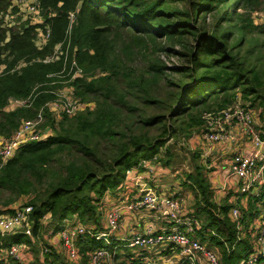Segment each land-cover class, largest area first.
I'll return each mask as SVG.
<instances>
[{
  "label": "trees",
  "instance_id": "trees-1",
  "mask_svg": "<svg viewBox=\"0 0 264 264\" xmlns=\"http://www.w3.org/2000/svg\"><path fill=\"white\" fill-rule=\"evenodd\" d=\"M12 5L0 0V16L19 11ZM260 5V0H40L44 23L14 27L0 18V67L8 66L0 73V136L10 137L41 109L42 126L52 130L6 162L0 158V213H13L21 197L31 196L24 204L33 207L36 240L46 214L55 233L74 216L102 230L99 204L123 184L126 171L170 141L189 139L207 113L241 101L255 108L264 137V21L255 23L250 13ZM71 12L76 19L66 65L74 56L84 75L69 81L49 76L64 68V58L43 59L59 43L66 47ZM46 26L51 36L39 49L36 33ZM172 58L177 61H168ZM21 60L26 64L18 69ZM66 80L77 97L94 106L57 121L46 104ZM12 98L31 104L9 109ZM165 156L170 165L172 145ZM193 157L194 172L187 175L193 210L211 230L198 234L221 252L222 264H239L250 242L238 237L232 205L212 200L198 153ZM12 243L35 248L23 231L0 235V248ZM117 244L106 246L89 234L78 241L81 258L105 246L120 264H143L124 246L115 251ZM41 248L36 264H69L58 247ZM257 264H264V255Z\"/></svg>",
  "mask_w": 264,
  "mask_h": 264
},
{
  "label": "built area",
  "instance_id": "built-area-1",
  "mask_svg": "<svg viewBox=\"0 0 264 264\" xmlns=\"http://www.w3.org/2000/svg\"><path fill=\"white\" fill-rule=\"evenodd\" d=\"M21 4L35 13L42 10L39 6L40 0H34L31 3L18 0L12 6L20 10ZM32 4L36 7H32ZM53 15L54 13L51 12L50 16ZM13 16L10 9L2 13L0 18L7 21V18L11 19ZM73 16L71 13L66 47L63 43H59L55 46L54 52L43 59L46 63H52L64 58V68L56 74H50V77H69L68 80L71 81L84 75L74 56L70 60V66L66 65L69 62L70 34L75 21ZM255 16L260 21H264V13L256 11ZM50 34L51 31L47 26L45 29L39 28L34 41L35 45L39 49L44 48ZM21 66L22 64H19L17 68ZM1 67L3 68L4 65ZM63 82L65 86L52 90L51 92L56 96L46 104L57 121L64 114L74 116L79 111L90 107L89 103L76 96L74 89L66 84L67 80ZM30 104L29 99L12 98L8 108L14 109ZM204 120L201 137L194 132L189 139L177 143L170 141L160 153L149 159H142L126 171L123 184L114 193L116 200L111 208L106 211L103 200L99 204V210L105 222L102 230H94L77 216L67 218L57 232L58 250L62 251L68 259L78 261L81 258L78 241L82 236L89 234L97 240H103L106 246L117 241L115 251L118 246H124L132 252V259L140 258L143 264H180L185 261L191 264H222L220 256L202 242L198 233L211 230L205 229L202 221L193 210L189 209L185 197L171 193L163 194L156 187L150 186L147 181L148 177H153L157 171L163 174L171 171L162 161L168 145L191 143L190 141L198 137L206 143L201 155V163L209 175H212L213 170H216L218 166L214 162L218 159L211 160L216 147H223V154L231 153L229 175L239 181L240 194L229 214L238 230V237L248 239L251 245L239 264H257L259 258L264 255V137L261 134L259 117L254 109L241 105L240 101L227 108L207 113ZM44 121L45 115L41 109L34 119L23 120L10 137H1L0 158L2 161L6 162L13 157L22 145L39 141L52 133L42 135L41 127ZM235 127H238L248 139L250 152L235 149L241 143V137L235 131ZM49 130L52 131L51 128ZM140 168L146 169V172L141 171ZM32 210L31 205L15 204L13 213H0V235L23 231L32 238L34 225L31 217ZM146 213L151 218V222L142 223L148 217L145 216ZM50 217V214H46L41 222H46ZM126 217L132 220L124 225ZM158 222L161 226H157ZM29 248L26 243H12L0 248V264H11V262L28 264L26 251ZM89 255L93 264H116L115 252L105 246L94 249Z\"/></svg>",
  "mask_w": 264,
  "mask_h": 264
},
{
  "label": "crops",
  "instance_id": "crops-1",
  "mask_svg": "<svg viewBox=\"0 0 264 264\" xmlns=\"http://www.w3.org/2000/svg\"><path fill=\"white\" fill-rule=\"evenodd\" d=\"M201 130L202 128L196 131V133L199 134V137L202 136ZM235 131L241 137V143L238 146H236L235 149L244 151V152H250L251 148H249L248 139L245 138L246 136L244 135V133H242L238 127H235ZM1 137L2 136H0V138ZM190 142L192 143L191 148L195 150L198 148L201 149L202 150L201 155H203V150L206 147V143L203 141V139L197 137ZM176 145L177 144L172 145V148L175 147ZM222 149L223 147L217 146L215 151L213 152V155L211 156L212 161L215 159H218L214 161L215 165H218L217 169L213 170L212 175L207 174V172L204 173V175H206V179L212 191V196H211L212 200L215 201L216 203L226 202L233 206L237 200L238 195L240 194L238 191L239 181L235 177L233 178L230 177L229 171H230L231 153L223 154ZM167 158H168L167 156L164 157L163 164L165 163V159ZM204 169L205 168L203 166V171H205ZM140 170L143 172H146V169L144 168H140ZM172 172L173 170L169 171L168 173L163 174L162 172L157 171L153 177H148V180H147L148 184L150 186L156 187L163 194L171 193L174 195L183 196L185 197V199H188L190 197L191 192L194 195L192 190L191 192L189 191L190 189L188 188V185H187V183H189L188 176H187L189 173H186V176L183 182L182 181L180 182L179 180L177 183V182H173V179L170 178V176H172L173 178L175 177V173H172ZM188 172L192 173L191 170ZM114 193L110 192L109 195H107L103 199L106 211L109 210L111 206L115 203L116 197ZM190 205L191 204L188 203L189 209L193 210V206L191 208ZM251 208H255V207L251 206ZM145 216H148V217H146V220H143L142 223L151 222L150 221L151 218L149 217L147 213L145 214ZM131 220L132 219H129V217H126L124 220L125 221L124 225H127L129 221ZM101 223L103 226L105 222H103L101 219ZM157 226H161L159 222L157 223ZM50 234L52 237L49 238V244L58 247L59 237L57 233H55L54 230H50Z\"/></svg>",
  "mask_w": 264,
  "mask_h": 264
},
{
  "label": "rangeland",
  "instance_id": "rangeland-1",
  "mask_svg": "<svg viewBox=\"0 0 264 264\" xmlns=\"http://www.w3.org/2000/svg\"><path fill=\"white\" fill-rule=\"evenodd\" d=\"M15 1H18V0H12V2L14 3ZM34 0H26V3H31L33 2ZM35 4H37L35 2ZM260 6L259 8H256V9H253L251 10V16H252V19L255 23H261V21L257 18H255V12L258 11V12H261V13H264V0H260ZM32 7H36V5L32 4L31 5ZM40 6V5H39ZM35 9V8H34ZM72 13V16L74 19H76V13L75 12H71ZM70 13V14H71ZM8 20L6 21L4 19V23L8 26H14V27H18L20 26V24L22 22H27L28 25H35V24H41V23H44L45 22V16L42 12V10L40 9L39 10V13H35V11H30L29 8H27L25 5L21 4V8L19 10L18 13H14V16L11 17V19L7 18ZM73 30V26H72V29L71 31ZM71 35H72V32L70 34V38H71ZM168 61H177L176 59H170ZM171 63V62H170ZM19 64H22V65H25L26 62L24 60H21ZM8 66L7 65H4V67H0V73L3 72L4 69H7ZM80 98V97H78ZM83 101V100H82ZM84 102H87V101H84ZM88 103V102H87ZM89 105L90 107H93L94 104L89 102ZM241 105H245L243 102H241ZM255 109V108H254ZM42 129V135L45 136L47 135L48 133L52 132L49 130V127H41ZM172 153H173V158H172V161H171V164L169 165V169L173 172L172 173H175V177L173 178L172 176H170V178L173 179V182H177L180 180V182L184 181L185 179V176H186V173H190L188 171L191 170V172H194V164H195V158L193 157L194 153H198V157L197 158V162H201V154H202V150L201 149H192L191 148V143L189 142H186L184 144H178L176 145L175 147L172 148ZM179 172V173H178ZM177 173V174H176ZM204 173H206L204 171ZM154 184V183H153ZM191 192V190H189ZM114 193V192H112ZM30 197L31 196H23L19 199L18 203L16 204H24L26 203L27 201L30 200ZM186 200V204L188 205V203H190L191 205V208L193 206V203H194V195L190 194V197L188 199H185ZM101 213V219L102 221L104 222V217H103V214L102 212L100 211ZM48 221V223H47ZM46 222L42 223V228L40 229L39 231V234H38V237H37V240H36V237H32L33 241L35 242V245H34V249L33 248H29V250L26 251V255H27V259H28V264H36L37 262L39 263L40 260H41V252L42 251V248L41 247H46V245L48 244L49 245V238L52 237L51 234H50V230L54 229V225H52L51 221L52 219L49 218ZM104 226V225H103ZM251 247V245H250ZM249 247V248H250ZM219 256L221 255V252L216 249V248H213L211 247ZM155 253H153L154 255ZM154 256H157V255H154ZM66 257V256H65ZM221 257V256H220ZM67 259V262L69 264H93L92 263V260H91V257L88 255L86 257H83V258H80L78 261H72L70 259ZM115 262L116 264H120L121 263V259H116L115 258ZM11 264H16L15 262H11Z\"/></svg>",
  "mask_w": 264,
  "mask_h": 264
}]
</instances>
